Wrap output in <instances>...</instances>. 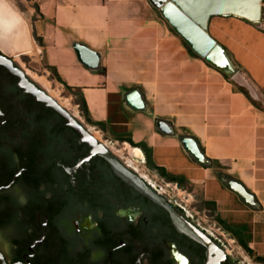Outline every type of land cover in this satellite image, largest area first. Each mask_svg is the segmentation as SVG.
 <instances>
[{
	"label": "crops",
	"instance_id": "0c3cea01",
	"mask_svg": "<svg viewBox=\"0 0 264 264\" xmlns=\"http://www.w3.org/2000/svg\"><path fill=\"white\" fill-rule=\"evenodd\" d=\"M19 2L42 40L36 47L51 81L78 107L84 101L85 122L130 151L154 178L197 201L250 264H264L261 15L256 26L229 5L209 14L206 33L227 59L213 65L164 16L167 0ZM82 49L95 54L94 67ZM185 139L196 144V154Z\"/></svg>",
	"mask_w": 264,
	"mask_h": 264
},
{
	"label": "flooded vegetation",
	"instance_id": "af4514ba",
	"mask_svg": "<svg viewBox=\"0 0 264 264\" xmlns=\"http://www.w3.org/2000/svg\"><path fill=\"white\" fill-rule=\"evenodd\" d=\"M0 113V230L12 234L10 255L0 251L8 263H205L204 248L106 160L83 162L91 148L1 66ZM224 264L240 263L228 256Z\"/></svg>",
	"mask_w": 264,
	"mask_h": 264
},
{
	"label": "water",
	"instance_id": "95a60500",
	"mask_svg": "<svg viewBox=\"0 0 264 264\" xmlns=\"http://www.w3.org/2000/svg\"><path fill=\"white\" fill-rule=\"evenodd\" d=\"M168 3L163 8L164 16L174 24V28L181 34L187 43L197 50L201 49V56L213 65L226 62V57L221 49L208 37L206 33V22L209 14L216 12L218 6L229 5L235 11L245 14L251 19L252 24L259 26V22H254L260 15V3L264 0H167ZM250 13V16L248 14ZM81 53L85 58L92 60L88 67H94L96 56L92 52L82 49ZM0 66L17 80V87L25 95L31 96L36 102L43 104L46 108L55 112L63 119L66 126L72 129L79 137V142L88 145L91 151L83 161L87 163L92 157L99 156L106 160L115 174L126 184L141 193L147 199L162 208L171 220L175 230L188 237L205 250L204 264H224L228 258L226 251L218 246L212 238L196 224L181 215L176 208L166 200L158 191L155 190L144 178L139 176L133 169L123 164L115 157L108 148L99 143L78 120L68 111L62 108L54 99L47 95L36 83H34L26 73L17 66L10 56L0 49ZM1 115V113H0ZM184 145L193 154L197 153L196 144L189 139L183 140ZM232 189L250 205L254 204L252 196L244 189L233 183ZM12 234L7 230H0V243L7 252L11 253ZM0 264H9L3 253L0 251ZM20 264V263H13Z\"/></svg>",
	"mask_w": 264,
	"mask_h": 264
},
{
	"label": "rangeland",
	"instance_id": "374dc122",
	"mask_svg": "<svg viewBox=\"0 0 264 264\" xmlns=\"http://www.w3.org/2000/svg\"><path fill=\"white\" fill-rule=\"evenodd\" d=\"M6 5L20 18L28 31V39L31 42L29 46H24L22 51H17L14 45L11 43V39L4 38L0 43L4 52L11 57L13 62L19 66L26 75L36 83L42 90H44L50 97H52L62 108L68 111L76 120L81 121L88 129L90 134L95 139L105 145L108 150L117 157L127 167L133 169L139 176L144 178L153 188H155L166 200L170 201L174 205L182 208L187 217L196 224L201 230L206 232L212 239L218 241L221 247L226 251L228 256L239 261L240 264H250L245 258V255L237 248V246L231 242L225 241V239L219 236L218 230L214 227L210 218L199 212L195 207L196 202L188 197V194H181L178 190L167 187L160 180L154 178L149 172L148 167L142 164L141 161L136 160L130 151L123 150L120 146L112 143L99 134L89 126L83 115L81 114L80 108L75 104V100L71 99L69 94L57 84L51 81L52 74L46 68V65L42 59L39 50L36 47L38 42L35 40L31 25L32 23L28 10L24 5L20 4L19 0H3ZM163 1L164 0H159ZM260 15L264 19V3H260ZM29 6V5H27ZM50 73V74H48ZM0 250L7 254L5 249L0 243Z\"/></svg>",
	"mask_w": 264,
	"mask_h": 264
},
{
	"label": "bare ground",
	"instance_id": "6f19581e",
	"mask_svg": "<svg viewBox=\"0 0 264 264\" xmlns=\"http://www.w3.org/2000/svg\"><path fill=\"white\" fill-rule=\"evenodd\" d=\"M27 32L24 22L15 15L3 0H0V43L4 38L11 39V43L15 44V49L22 51L24 46L30 45ZM0 49L4 51L1 46ZM225 68L229 70V66H225Z\"/></svg>",
	"mask_w": 264,
	"mask_h": 264
},
{
	"label": "trees",
	"instance_id": "16d2710c",
	"mask_svg": "<svg viewBox=\"0 0 264 264\" xmlns=\"http://www.w3.org/2000/svg\"><path fill=\"white\" fill-rule=\"evenodd\" d=\"M33 36H34V38H35V40L38 42V44L39 45H42V40L40 39V38H38L37 36H36V34L34 33L33 34ZM59 81H60V79L59 78H57ZM78 101L80 102V111L82 112V114L84 115V116H86L87 117V114H88V112H87V107H86V105H85V103H84V101H82V99H78ZM55 115V114H54ZM61 124H59L61 127H62V125L64 126V122H63V120L61 119ZM131 143V142H130ZM170 181H173V180H170ZM148 200V199H147ZM149 201V200H148ZM149 203H151L154 207H157L159 210L161 209V208H159L157 205H155L154 203H152V202H150L149 201ZM176 208V210L181 214V215H183V216H186V214H185V212H184V210L183 209H181V208H179V207H175ZM161 211L167 216V213L166 212H164L162 209H161ZM168 221V220H167ZM213 241H214V243H216L218 246H220L221 247V244L218 242V241H216V240H214V239H212ZM222 248V247H221ZM16 260H20L19 258H16L15 259V261ZM17 262V261H16ZM13 263H15V262H13ZM13 263H9V264H13ZM23 264H25V263H23Z\"/></svg>",
	"mask_w": 264,
	"mask_h": 264
}]
</instances>
